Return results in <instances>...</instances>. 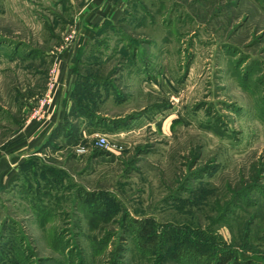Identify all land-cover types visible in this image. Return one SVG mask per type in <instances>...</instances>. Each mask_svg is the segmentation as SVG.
I'll use <instances>...</instances> for the list:
<instances>
[{"label":"rangeland","instance_id":"rangeland-1","mask_svg":"<svg viewBox=\"0 0 264 264\" xmlns=\"http://www.w3.org/2000/svg\"><path fill=\"white\" fill-rule=\"evenodd\" d=\"M80 2L0 0V139L16 93L36 97L24 121L44 119L47 53L80 31ZM90 46V92L70 108L107 124H80L86 153L42 158L58 174L40 181L43 226L22 191H0V264L9 246L20 264L264 260V0H137Z\"/></svg>","mask_w":264,"mask_h":264},{"label":"crops","instance_id":"crops-1","mask_svg":"<svg viewBox=\"0 0 264 264\" xmlns=\"http://www.w3.org/2000/svg\"><path fill=\"white\" fill-rule=\"evenodd\" d=\"M136 1L81 0L79 6L82 8L78 11L80 31H76L71 26L73 27L71 36L73 41L71 40L69 44H62V37V40L60 38L59 43L47 53L52 72L44 70L46 83L38 95L39 98L45 91L49 95L50 102L46 107L44 119L32 124L24 121L26 113L36 102V97H33L34 92L16 93L14 96L20 101L16 109L19 113L17 112V116H14L12 112L8 114L9 121H6L4 132L7 136L3 138L1 136L0 139V188L6 186L9 179L20 170L21 165L29 156L35 155L40 158L46 156L50 149L46 147V140L70 108L71 94L77 78L74 71L75 57L78 56L80 50L88 48L89 44L93 43L92 40L101 35L106 21L112 23L118 20ZM79 132L80 141L77 146L87 147L84 141L88 136L95 134L94 129L80 128Z\"/></svg>","mask_w":264,"mask_h":264},{"label":"trees","instance_id":"trees-1","mask_svg":"<svg viewBox=\"0 0 264 264\" xmlns=\"http://www.w3.org/2000/svg\"><path fill=\"white\" fill-rule=\"evenodd\" d=\"M143 9L145 11L144 14L149 13L145 7H143ZM141 21H143V19H141ZM119 34L121 35V38H124L125 40L129 39V37H123V34L120 30ZM96 41L97 38L94 39L92 44H89L88 48L80 50L78 56H76L74 59V71L77 75V78L74 90L71 94V103L77 100L80 95H89V90L83 84V82L89 81H87V78H85L86 76L84 77V75L81 74V71L79 70V64L82 63V59L90 55L88 53L89 48L92 47L90 45H93ZM128 52H130V58L134 60L136 58L137 51H131L130 49V51ZM141 54H143V52ZM75 105L76 104L74 102L72 108H69L68 112L65 113L62 121L54 128L51 135L47 138L46 147L52 149H59L60 147L72 146L77 144L80 141V124L83 123L85 126H92L93 124L91 120L94 118L99 119L101 122L100 126H102V128H105L107 124V120L105 118H102L101 116H96V112L89 111L84 108H75ZM71 117L75 118L76 120H70L69 118ZM121 121L124 123L123 119L115 120L114 123L119 125ZM103 122H106V124H103ZM97 152L99 153L98 150L92 152V155L95 156ZM45 165L46 164L42 158L35 155L29 156L21 165L20 170L9 179L6 186H2L0 188V191L10 189H16L18 192L22 191L26 199L30 201V207L33 208L34 212L36 213L37 220L41 226L45 224L44 218L46 219L47 213L44 212L43 207L39 206L42 191L40 181L43 180L46 184L48 180H55L58 175L55 171L56 168L51 166L46 168ZM88 202V200H84V203ZM4 250L5 251L2 252L3 255L5 254L6 256L3 257L4 261L1 262V264H20L19 262L25 259L26 255L21 256V254H19V249L15 248L14 246H9L8 250L5 248ZM173 257L175 256H170L171 259H173ZM194 262H196V264H260L264 263V260H262L257 254L244 257L238 256V258H236L233 257L231 254L222 256L219 254V252H217V250H213L210 252L208 259H205L203 261L195 260Z\"/></svg>","mask_w":264,"mask_h":264},{"label":"built area","instance_id":"built-area-1","mask_svg":"<svg viewBox=\"0 0 264 264\" xmlns=\"http://www.w3.org/2000/svg\"><path fill=\"white\" fill-rule=\"evenodd\" d=\"M49 104V95L48 92L45 94V96L39 100L37 108L34 111V114L38 115L39 112L43 113L45 110V107ZM39 116V115H38ZM95 143L100 146V147H105L107 146V140L105 138V136L103 135H99L96 137ZM88 151V147H85L83 145H78L74 148V152L76 154H82V153H86Z\"/></svg>","mask_w":264,"mask_h":264}]
</instances>
